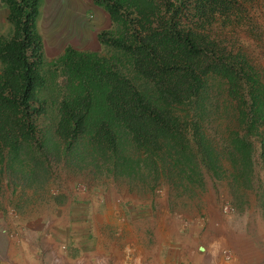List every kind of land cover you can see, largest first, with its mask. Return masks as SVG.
Here are the masks:
<instances>
[{"label": "trees", "instance_id": "obj_1", "mask_svg": "<svg viewBox=\"0 0 264 264\" xmlns=\"http://www.w3.org/2000/svg\"><path fill=\"white\" fill-rule=\"evenodd\" d=\"M41 2L0 0L8 25L0 35V167L14 174L24 160H89L112 171L124 163L117 174L128 176L143 163L154 182L185 191L201 185L202 164L213 179L227 172L250 189L255 161L264 167V88L221 30L253 0H92L110 24L96 33L102 53L65 46L50 60L37 29ZM209 78L226 84L217 85L231 116L225 153L201 128Z\"/></svg>", "mask_w": 264, "mask_h": 264}, {"label": "rangeland", "instance_id": "obj_2", "mask_svg": "<svg viewBox=\"0 0 264 264\" xmlns=\"http://www.w3.org/2000/svg\"><path fill=\"white\" fill-rule=\"evenodd\" d=\"M244 9L242 20L224 27L221 35L228 48L245 56L255 81L259 82L264 68L263 0H253ZM5 16L0 4V35L8 30ZM109 26L107 15L95 7L92 0L41 2L37 29L46 60L55 58L65 46L102 53L96 33ZM206 85H211V94L203 105L201 128L216 152L225 153L221 140L225 138L231 116L230 111L224 113L217 85L226 84L209 78ZM24 162L14 174L5 165L0 167V263L13 258H36L35 264H117L114 253L121 249L122 242L116 239L113 244L110 233L103 227H121L122 208L130 201L135 204L134 210L138 209L137 203L162 199L160 208L168 211H202L218 216L225 214L230 219L235 213L241 215L249 207L258 209L264 203V167L257 160L247 191L237 187L227 172L220 179H213L202 164L198 170L201 185H185L184 191L171 186L163 177L154 182L150 169L143 163L130 164L137 171L121 176L117 170L126 172L124 163L112 171L100 161L88 160L86 165L75 162L77 165H65L54 158L41 165H34L30 160ZM219 164L223 171H230L227 158L221 159ZM15 167L20 166L15 164ZM224 207H229V211L224 212ZM155 209L158 210L157 205ZM89 226H95L94 232L96 226L100 227L96 232L98 240L92 244L89 243L92 238Z\"/></svg>", "mask_w": 264, "mask_h": 264}, {"label": "crops", "instance_id": "obj_3", "mask_svg": "<svg viewBox=\"0 0 264 264\" xmlns=\"http://www.w3.org/2000/svg\"><path fill=\"white\" fill-rule=\"evenodd\" d=\"M162 201L137 203V210L127 202L121 227H103L113 244L116 239L122 242L114 253L117 264H264V206L249 207L230 219L202 211H168L160 208ZM94 227L89 226L90 244L98 240L100 227L95 232ZM35 259L13 258L0 264H35Z\"/></svg>", "mask_w": 264, "mask_h": 264}, {"label": "built area", "instance_id": "obj_4", "mask_svg": "<svg viewBox=\"0 0 264 264\" xmlns=\"http://www.w3.org/2000/svg\"><path fill=\"white\" fill-rule=\"evenodd\" d=\"M259 80H260V84L262 85V87L264 88V68L260 71L259 74ZM224 212L229 211V207H224L223 208Z\"/></svg>", "mask_w": 264, "mask_h": 264}]
</instances>
